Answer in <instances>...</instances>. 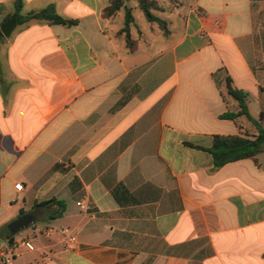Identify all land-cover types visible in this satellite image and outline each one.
Listing matches in <instances>:
<instances>
[{"label": "crops", "instance_id": "0c3cea01", "mask_svg": "<svg viewBox=\"0 0 264 264\" xmlns=\"http://www.w3.org/2000/svg\"><path fill=\"white\" fill-rule=\"evenodd\" d=\"M21 2L76 24L0 40V252L34 246L11 264H264V150L220 167L206 151L264 131V0H177L166 35L134 18L132 51L109 0ZM15 3L0 0V26Z\"/></svg>", "mask_w": 264, "mask_h": 264}, {"label": "trees", "instance_id": "16d2710c", "mask_svg": "<svg viewBox=\"0 0 264 264\" xmlns=\"http://www.w3.org/2000/svg\"><path fill=\"white\" fill-rule=\"evenodd\" d=\"M138 8L142 11L145 19L148 22H155L164 35L168 34L166 27V21L160 18L155 12H163V8L158 5L155 0H139ZM22 2L16 0L14 11L11 15L5 17L3 22L13 19L17 24H23L30 20H41L49 24H61L71 26L76 24L75 20L66 19L58 15L54 7L49 5L36 12H30L26 15H22L21 12ZM123 10L124 13V25L117 32L118 35H123L126 47L132 51L135 46L134 40L130 35V25L134 22L132 15V8L126 4L125 0H109V5L104 8L102 16L104 18L115 16L119 11ZM2 22V23H3ZM1 23V24H2ZM3 39V35L0 31V40ZM228 92L238 100L240 110L239 114H245L248 116L247 106L245 102V94L240 93L231 87H228ZM232 116V115H231ZM264 150V131L259 129V134L254 139L241 138L239 136H213L212 145L206 149L212 156L213 164L215 167L223 166L224 164L244 158L254 156ZM55 200L48 201L36 205V207H45L51 205ZM6 231L8 232L7 228ZM13 238L10 235L9 241Z\"/></svg>", "mask_w": 264, "mask_h": 264}, {"label": "built area", "instance_id": "2783aa9c", "mask_svg": "<svg viewBox=\"0 0 264 264\" xmlns=\"http://www.w3.org/2000/svg\"><path fill=\"white\" fill-rule=\"evenodd\" d=\"M262 92H264V87H262ZM16 190H21L22 185L21 183H17L14 185ZM80 208L84 210L86 207L84 204H80ZM46 232L52 231V229H46ZM59 233L66 241V245H74L77 243L76 235L69 229V228H61L59 229ZM18 245L23 246L28 251H34V246L30 243V241L22 239L20 241H16L2 249L0 252V263L1 264H11L13 259L17 256L16 248Z\"/></svg>", "mask_w": 264, "mask_h": 264}, {"label": "water", "instance_id": "95a60500", "mask_svg": "<svg viewBox=\"0 0 264 264\" xmlns=\"http://www.w3.org/2000/svg\"><path fill=\"white\" fill-rule=\"evenodd\" d=\"M17 23L13 19H9L0 26V31L4 37H9ZM33 223V215L30 213L23 214L7 225L8 235H14L18 231L28 227Z\"/></svg>", "mask_w": 264, "mask_h": 264}, {"label": "rangeland", "instance_id": "374dc122", "mask_svg": "<svg viewBox=\"0 0 264 264\" xmlns=\"http://www.w3.org/2000/svg\"><path fill=\"white\" fill-rule=\"evenodd\" d=\"M125 1L130 6H135L139 2V0H125ZM155 1H157L158 5H160L163 8V12L168 11L170 8L175 7L176 3H177V0H155ZM163 12H155V14L162 16V15H164ZM132 13H133V16L135 18V23L137 25L148 24L147 20L145 19L144 15L140 9H138V8L133 9ZM28 231H31V228L29 226L18 231L13 236L23 237L24 234L27 233Z\"/></svg>", "mask_w": 264, "mask_h": 264}]
</instances>
